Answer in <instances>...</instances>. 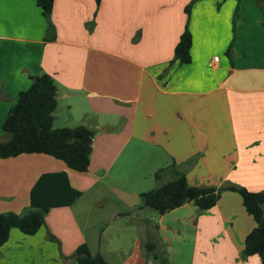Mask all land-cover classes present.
<instances>
[{"label": "crops", "instance_id": "1", "mask_svg": "<svg viewBox=\"0 0 264 264\" xmlns=\"http://www.w3.org/2000/svg\"><path fill=\"white\" fill-rule=\"evenodd\" d=\"M191 1L55 0L48 39L37 0H0V143L29 76L43 73L57 85L55 121L96 131L84 173L46 154L0 158V213L26 212L44 174L65 173L82 192L52 208L35 235L12 229L0 264H77L82 244L109 264H160L149 242L168 264H262L242 256L257 224L237 192L207 211L193 202L165 214L140 208L141 193L171 181L173 166L195 187L264 191V7L198 0L188 22ZM187 27L192 61L172 62ZM93 208L107 214L96 237L81 218Z\"/></svg>", "mask_w": 264, "mask_h": 264}, {"label": "trees", "instance_id": "2", "mask_svg": "<svg viewBox=\"0 0 264 264\" xmlns=\"http://www.w3.org/2000/svg\"><path fill=\"white\" fill-rule=\"evenodd\" d=\"M54 1L37 0L48 22V39L56 38V28L51 21ZM197 1L192 0L185 9L188 22ZM254 1L264 7V0ZM191 48L192 34L187 27L176 46L172 62L191 63ZM232 48L231 45L227 55L231 56ZM29 77L31 86L20 93L18 102L10 110L4 123L3 129L10 138L0 143V158L8 159L22 154H46L62 160L77 172L89 171L96 131L85 125L55 127V113L59 105L55 79L48 73ZM173 175L171 181L141 193L140 208H151L165 214L193 202L200 210L207 211L217 205L224 191L237 192L243 199L246 211L257 224L245 239L242 256L248 258L258 255L264 264V191L252 192L235 185L225 188L195 187L189 183L185 173L174 166ZM156 178H160V172ZM81 196L82 192L69 184L65 173L42 175L31 191V204L26 212L0 213V248L9 241L12 229H18L25 235H35L45 226L46 215L52 208L71 206ZM50 237L55 240L54 236ZM146 249L153 253L160 264H168L154 243H147ZM73 257L77 264H109L101 254L93 255L86 244L80 245Z\"/></svg>", "mask_w": 264, "mask_h": 264}, {"label": "rangeland", "instance_id": "3", "mask_svg": "<svg viewBox=\"0 0 264 264\" xmlns=\"http://www.w3.org/2000/svg\"><path fill=\"white\" fill-rule=\"evenodd\" d=\"M66 109H67V107L64 108V110H66ZM64 110H61V111L59 110L58 112L59 113L60 112L62 113ZM63 119L65 120L66 123H64V121H62L60 119L59 122L58 121L57 122L55 121V125H58L59 126V124H66L67 127H77V126H80L79 124H81V123H73V122H72V124H70L69 121H67V116L63 117ZM82 124H84V123H82ZM147 191H150V189H146V192ZM87 195L89 196L90 194H87ZM99 195L101 196L100 193H99ZM144 209H147V211H155V210H153L151 208H144ZM83 216L81 215V218L83 219V229L85 230L86 234H88V233L94 234L95 237H96V236H99L102 233V231H104L106 229L107 223L105 222V220L107 219V214L102 209L93 208L92 211H89V214H85ZM88 216H91V221H95L94 223L96 224V227H95L94 230H92V228L89 226V223L92 224V222H88L86 220V218ZM119 224L112 225L111 226L112 228H110L111 231H113L114 230V227H116ZM151 264H158V263L157 262H152Z\"/></svg>", "mask_w": 264, "mask_h": 264}, {"label": "built area", "instance_id": "4", "mask_svg": "<svg viewBox=\"0 0 264 264\" xmlns=\"http://www.w3.org/2000/svg\"><path fill=\"white\" fill-rule=\"evenodd\" d=\"M218 59H219L218 57H214V61H216V62H217V61H218Z\"/></svg>", "mask_w": 264, "mask_h": 264}]
</instances>
